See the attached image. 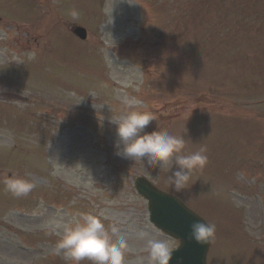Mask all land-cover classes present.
<instances>
[{
	"label": "rangeland",
	"instance_id": "obj_1",
	"mask_svg": "<svg viewBox=\"0 0 264 264\" xmlns=\"http://www.w3.org/2000/svg\"><path fill=\"white\" fill-rule=\"evenodd\" d=\"M0 96V264H75L58 244L81 213L119 228L124 264H148L152 236L174 250L141 175L215 224L207 264H264V0H0ZM129 110L206 149L182 192L172 164L115 155ZM10 176L35 187L15 196Z\"/></svg>",
	"mask_w": 264,
	"mask_h": 264
},
{
	"label": "clouds",
	"instance_id": "obj_2",
	"mask_svg": "<svg viewBox=\"0 0 264 264\" xmlns=\"http://www.w3.org/2000/svg\"><path fill=\"white\" fill-rule=\"evenodd\" d=\"M124 103L127 109H133L140 101L125 98ZM154 119L151 112L129 110L113 121L117 135L113 145L115 155L128 160L147 158L150 167L172 164L176 170L168 177V183L175 192H182L189 185L193 173L207 165L206 149L186 153L184 137H177L163 130L145 132ZM5 184L7 190L18 197L28 195L35 187L17 176L8 177ZM215 232V224L196 222L191 226L190 239L199 245H208L214 240ZM118 233L116 225L106 226L100 217L81 213L74 225L65 228L58 248L65 250L75 264H80L85 259L92 264H124V252L128 249V243ZM146 235L141 233L142 237ZM146 251L148 264H170L173 245L166 239L152 236L146 240ZM139 264H144V258L140 259Z\"/></svg>",
	"mask_w": 264,
	"mask_h": 264
},
{
	"label": "water",
	"instance_id": "obj_3",
	"mask_svg": "<svg viewBox=\"0 0 264 264\" xmlns=\"http://www.w3.org/2000/svg\"><path fill=\"white\" fill-rule=\"evenodd\" d=\"M73 33L82 40L86 37L85 30L79 27L74 28ZM134 188L147 201L149 221L158 230L179 241L170 264H206L210 244L202 246L190 239L192 224L203 220L175 197L153 187L145 178H137Z\"/></svg>",
	"mask_w": 264,
	"mask_h": 264
}]
</instances>
